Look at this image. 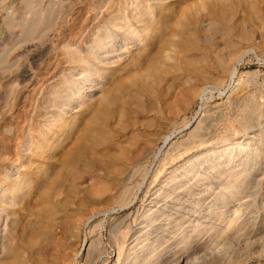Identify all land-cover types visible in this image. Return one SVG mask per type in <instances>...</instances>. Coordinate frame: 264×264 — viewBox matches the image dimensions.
I'll return each mask as SVG.
<instances>
[{
    "label": "rangeland",
    "instance_id": "rangeland-1",
    "mask_svg": "<svg viewBox=\"0 0 264 264\" xmlns=\"http://www.w3.org/2000/svg\"><path fill=\"white\" fill-rule=\"evenodd\" d=\"M205 1L209 0H166L169 6L164 14L174 10L170 24L175 27L181 17L185 18L186 10L194 15L199 13L200 19L205 13ZM136 3V0H0V173L12 169L10 178L14 179L21 164L30 160L42 163L43 159H38L36 153L35 157L32 155L42 139H50L57 116L63 117L65 125L57 133L61 138L59 152L73 145L89 115L87 105L98 99L110 79L96 84L89 93H94L93 96L71 101L72 93L82 87L88 76L102 74L105 65L99 46L111 33L119 32L118 27L112 26L113 21L125 14L136 21L130 15L137 9ZM127 4L129 9L124 7ZM155 11L158 13L159 9ZM228 12L227 18L234 16V39L241 46L236 54L238 73L231 88L229 78L221 77L207 85L199 100L185 101V110L177 118L184 119L185 123L170 134L168 145L163 140L157 142L154 154L126 184L122 182L123 173L117 171L123 162L121 155H116L118 143L137 145L144 143L145 138L142 133L141 139L130 131L124 136L117 135L116 131L130 117L129 122H134L150 119L155 114L141 115L134 104H119L123 112L116 113L110 123L112 131L108 133L110 143L115 146L105 143L94 147L87 141L91 149L97 150L87 158L93 166L88 164L83 175L72 177L59 187L57 197L67 201L69 210L81 204L77 217L88 221L84 227L81 222L76 246L67 249L70 258L61 251L53 264H76L75 253L78 261H83L86 238L96 239L98 256L93 264H115L118 262L116 238L124 234L120 264H184L185 261L188 264H264V16L250 6V0L242 1L241 7L236 5ZM34 17L39 19V27L30 33L22 24ZM158 26L155 24V31ZM168 30L170 34L171 27ZM242 31L253 35L247 44L237 36ZM123 36L119 35L117 40ZM178 38L169 39V46ZM177 51H169L168 47V53H160L162 61L175 63L179 59ZM134 71L136 67L130 63L114 76H128ZM162 78L156 98L142 96L146 105L152 99L159 106L174 100L178 88L173 87L181 80L173 71ZM148 82L147 78L144 84ZM167 88H171V93ZM131 93L135 91L132 89ZM79 111V118L68 132L65 128L70 126L69 117ZM198 120L206 128L199 149L175 148L174 144L184 139ZM246 120L251 124L248 130L243 128ZM227 145L232 148L225 154L223 149ZM197 156L199 161L192 162L191 158ZM108 163L112 167L106 176L105 169L100 167ZM191 164L200 171L199 180L193 170L182 187L180 184L172 187L178 195H170L165 189L167 180L183 178ZM102 184L108 188L100 194ZM43 188L41 181L17 200L14 209L5 210L10 215L6 229L12 232L13 244L22 246L21 234L37 220ZM2 227L3 218L1 232ZM44 242L37 243L34 249Z\"/></svg>",
    "mask_w": 264,
    "mask_h": 264
},
{
    "label": "bare ground",
    "instance_id": "bare-ground-1",
    "mask_svg": "<svg viewBox=\"0 0 264 264\" xmlns=\"http://www.w3.org/2000/svg\"><path fill=\"white\" fill-rule=\"evenodd\" d=\"M136 1H138V3H136L137 9L130 14L136 21L131 20L132 18H129V14L123 15L122 18H118L115 21L112 20V26L118 27L119 32L111 33L108 39L99 46V55L105 65L103 71H101L102 74H99L98 77L88 76V80L83 82L82 87L80 89H74L72 93L71 101L77 98H85L88 95H92L89 93L96 84L103 80L108 81L110 79L109 83H106L107 85L102 89L98 99L87 105L89 115L79 130V133H77L73 145L69 149L59 152V141H61V138L57 133L61 132L65 125L63 123V117L57 116L55 118L56 124L53 126L54 131L50 134V139H42L38 143V146H36L32 155V157H35L36 153L38 159H43L42 163L36 164L33 160H30L29 163L21 164L14 179L10 178L12 176V169L0 173V220L3 218V230L2 232L0 230V264H53L61 251L62 254H66V256L70 258L67 249L76 246L80 234L81 222L84 227L88 218L82 220L80 217H77L81 204L69 210L70 207L67 201H62L63 199L60 200L61 198L59 199L57 197L59 196V187L64 181L72 180V177L77 175H83V173L86 172V166H93L91 161L87 158L89 157V153H96L97 150L91 149L87 141H90L89 143L94 147L105 143L109 147L115 146L110 143L111 137H109L108 133L112 131L110 127L112 119H114L116 113L121 110L122 105L119 107V104L132 103L141 115H145V113L148 112H153L155 114V117L152 116L150 119L149 117L148 119L146 118L147 120L141 118L142 120L138 119L134 122H129L130 117L128 123L121 125L118 131H116L117 135L120 136H124L130 131L137 138L142 133L145 138L144 143H138L137 145L135 142H132L130 145L118 143L120 148L116 155H121L120 160H123V162L117 167V171H119L120 174L123 173L122 182L126 184L133 178L135 172L145 165L148 158L154 154L157 142L163 140L164 145H168L170 134L175 132L181 123H185L184 119L181 121L177 120L179 113L185 110V101L193 102L195 99L199 100V96L208 88L207 85L211 84L210 82L212 80L221 77L227 76V78H229V89L231 88L238 73L239 59L236 54L241 46L238 41L234 39L235 35L233 34V30L236 26L234 16L227 18V15L229 13L228 11L235 9L236 5L241 7L242 1L245 0H236V4L232 0L205 1L203 4L205 13L200 19L199 13L198 15H194L192 11L186 10L183 13L185 18L181 17L175 27H173L174 24H170V18L174 10L172 9L169 13H166L167 16L164 14L169 6V4H165L166 0ZM250 6L261 12V15L264 16V0H250ZM124 7L130 8L128 4ZM157 8L159 9L158 13L155 11ZM43 19L44 18H42V20ZM38 20H36V17L26 19L22 25H24L26 31L30 33L35 32L39 27ZM42 20L41 22H43ZM144 20H146L145 23L143 22ZM155 24H159V26L156 27L157 31H155L154 28ZM262 24L264 27V20ZM169 26L171 27L170 34H168ZM202 28L204 29L203 34H200ZM119 35L125 36L117 40ZM237 36L243 39L244 44H247L253 38V35L245 31H242L241 34L239 32ZM175 37L179 38L173 41L174 45L171 44L169 46V39ZM130 44H133V46L130 47ZM168 47L169 51L172 49L174 51L178 50L177 52H179V54L176 52L179 59L173 64L166 60L162 61L160 56L161 52L168 53ZM129 61L132 67H136V71L128 76H114L119 69L126 68V66L130 64ZM171 71L181 80V82L179 81V84L174 87L172 81L170 82L173 88H178L174 93L175 95L173 94L174 100L172 102H167L165 105L163 104L165 102H163L162 104L164 106H159L158 103L155 104L157 101L156 99V101L153 102L154 100L150 98L152 99V103L149 102L148 104L150 105H146L147 103L145 104L142 96L145 94L144 96L149 95L150 97L156 98L159 93V86L164 81L162 76L170 74ZM147 78L149 82L145 85L144 81ZM166 87L163 85V88ZM171 88L167 89L170 90ZM132 89L135 93H131ZM168 90L167 92H169ZM165 94L167 93L165 92ZM171 98L172 97H170V99ZM89 99H91V97ZM162 99L163 98H161V100ZM166 100H169V97ZM69 105L70 104H68V107ZM127 110L130 111L129 109ZM80 114L81 112L79 111L71 115L68 122L70 126L65 129L71 128L76 123ZM57 115H59V113ZM129 116L130 114L128 117ZM50 124H53V122H50ZM243 128L246 130L251 128L249 121L246 120L243 122ZM204 129H206L205 126L198 120L186 137L174 144L175 148L183 147L182 149L186 150L198 147L199 149V144L203 143L202 137H204ZM231 148L232 147L229 145L225 146L223 153L226 154ZM112 159L115 158L112 156ZM112 159H110V161H112ZM116 160L120 161L119 158H116ZM191 160L192 162L199 161V156L193 159L191 158ZM189 161L190 160H188V162ZM128 163L130 166L127 165ZM108 164L109 165L104 168L100 167V169H105L106 176L109 175H107V173L111 172L112 167V163ZM194 166V164H191L189 170L184 173L185 176L183 178L175 179L170 177L167 180L165 189L170 195H178L177 191L172 187L175 184H180L179 186L182 187L193 170L196 172L194 177L196 180H199L200 171L198 172L197 167ZM133 167H135L134 170L132 169ZM179 167L177 166V168L171 169L169 174L173 173V171L177 170ZM117 179L116 177L114 180ZM41 181L44 188L39 208H37L36 211L37 220L31 223L29 228L21 234L20 239L22 246L17 243L13 244L12 232H8L6 229L8 217L10 215L9 213L7 215L5 210L11 207V209H14L13 206L16 204L17 200L22 199L31 187L38 183L40 184ZM107 188L108 186H106V184H102L100 194H103ZM128 189L127 187L125 188L126 193H128ZM167 202L169 201L167 200ZM2 214L4 217H2ZM88 233H90V230ZM55 234H59V236ZM124 237L125 234L119 235L116 238L118 262L115 264H120L119 259L123 256ZM95 240L85 239L84 246L86 255L83 261H78L75 253L73 260L75 261L76 259V264H93V260L98 256V253H96ZM40 241L45 242L39 248L34 249L35 245ZM188 263L189 261L184 262V264ZM192 264L197 263L193 262Z\"/></svg>",
    "mask_w": 264,
    "mask_h": 264
}]
</instances>
